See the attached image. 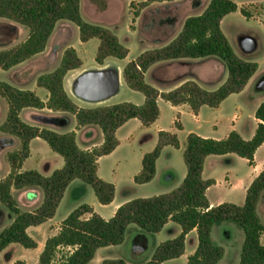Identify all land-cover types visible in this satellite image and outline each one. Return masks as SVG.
Here are the masks:
<instances>
[{"label": "trees", "instance_id": "16d2710c", "mask_svg": "<svg viewBox=\"0 0 264 264\" xmlns=\"http://www.w3.org/2000/svg\"><path fill=\"white\" fill-rule=\"evenodd\" d=\"M174 0H145L143 5ZM81 0H0V19L20 24L28 30L21 43L0 50V69H10L45 50L59 20H70L80 30L82 42L98 38L100 45L96 61L104 64L109 57L124 59L129 49L110 29L87 22L80 10ZM234 0H210L204 12L186 19L178 37L170 44L147 50L128 62L123 69L125 82L145 95L142 105L130 101L114 104L80 106L66 92L63 79L66 73L81 65L73 49L63 58L60 66L48 75L39 77V85L47 88L50 97L43 101L33 90L20 89L0 81V95L8 100V121L22 138L23 156L10 155L11 172L0 179V202L14 216L11 224L0 231V253L12 243L25 248L37 247V242L28 233V228L52 218L67 187L76 179L91 185L102 204H109L115 196V185L97 174L98 160L108 155L119 145L116 131L132 118H139L145 126L151 125L160 115V98L173 105L189 104L193 112L203 105L217 107L225 98L238 93L258 70V63L247 61L237 55L230 40L221 28L225 16L238 10ZM245 16L246 11H241ZM139 12L133 14V22ZM216 56L228 68L227 80L216 90L208 91L196 82L188 81L170 91H160L145 81V73L156 62L178 58H205ZM25 107L49 108L67 111L75 115L78 126L97 125L104 134L101 145L81 148L74 131L59 133L49 128H40L21 121L19 112ZM259 119L255 135L245 140L236 130L226 138L214 139L190 133L187 139L185 160L188 173L176 189L151 197H138L122 203L113 217L103 218L84 204L63 219L59 230L46 242L37 264H89L98 249L123 243L127 229L135 225L141 231L157 233L170 220L182 227L179 236L156 246L151 258L143 264H162L180 257L185 251L186 235L196 229L199 237L197 250L189 256L188 264H218L224 256V248L215 244L211 237L212 227L224 221H233L243 230L245 240L239 264H264V223L257 212V204L264 192V170L247 189L243 206L223 203L211 207L206 196L207 189L215 183L202 177L205 159L209 155L235 153L254 162L256 150L264 142V102L257 111ZM177 126L180 124L177 122ZM39 137L61 155L65 165L51 175L37 170H21V159L29 156V142ZM165 145L179 147L176 134L159 132V142L151 152L144 155L142 171L135 177L137 183H146L156 173V161ZM21 158V159H20ZM39 186L44 191L43 202L34 210H23L12 193L13 187ZM91 213L90 217H84ZM0 264H2L0 259ZM102 264H128L125 259H105Z\"/></svg>", "mask_w": 264, "mask_h": 264}, {"label": "crops", "instance_id": "0c3cea01", "mask_svg": "<svg viewBox=\"0 0 264 264\" xmlns=\"http://www.w3.org/2000/svg\"><path fill=\"white\" fill-rule=\"evenodd\" d=\"M175 1L178 0L169 2ZM166 2L167 1L156 2L151 4L150 6H153L155 4H164ZM83 3V0H81L80 10L83 19L92 24L101 25L110 29L119 37L121 43L129 49V53L126 58L118 59L110 57L107 58L105 60V63L101 65L98 64L95 59L100 43L97 45L94 58L88 60L87 58H85L84 54L87 46L94 42L95 38H92L87 42L80 41L81 46L78 48L74 47L76 48L77 55L83 65L80 70L74 69L67 72L63 85L67 93L75 100V102H77L79 105L85 106L114 104L117 102L125 101L117 100V96L125 86L131 88L124 80L123 69L128 62L139 56L138 55L131 57L130 55L135 35H138V37L135 39V42H137L141 47V54L147 50L162 48L170 44L179 35L188 17L197 16L204 12L165 11L166 16L164 17V19H162V17H155V19H153L151 22L152 25H155L156 28L162 25V33L160 35H157V38H153L152 40L147 41L142 36L140 27V20L143 18L145 12L147 11H141V14L136 18L135 29L132 31L129 30V26L131 23L129 22V26L125 32L126 34H130L131 38L128 37V42H126L123 38V32L117 30L116 26L105 20V14L108 11H102L98 7V5L93 3L91 0H86L85 4ZM199 4L200 3H197V5L195 6L198 7ZM179 15L186 16L182 20H180L178 17ZM227 16H225L221 22V28L224 33L225 31L223 29V23ZM252 17L253 15L249 16L248 18ZM226 36L230 40L231 45L238 56H240L244 60L258 63L257 72L248 81L243 90L238 93L229 95L217 107L203 105L196 113L193 112L189 104L173 105L171 102L160 98L158 100L160 115L159 118L151 125L145 126L139 118H132L127 121L116 131L119 145L113 152L108 155L101 156L98 160V176L115 185V196L113 201L109 204H102L99 202L95 193V196L92 197L88 202H82V200H79L74 208L71 209L70 212L65 216V218L82 204H87L91 207L93 212L101 215L105 219H109L114 216L116 210L122 203L133 199V197H125L122 198V200L115 202L116 194L118 191V182L116 181V177L118 171L122 167V164L124 166L127 163L126 157L124 156L125 150H129L131 160H134L133 162L135 164V168L133 170L125 172V179L127 184L130 187L139 189H146L149 188V186L155 187L154 191L148 192L147 194L145 193L141 196L151 197L168 193L179 187L184 181L188 173V165L185 160V150L187 147V139L190 133H195L201 137L206 138L223 139L226 138L232 130H236L245 140H250L251 138H253L260 121L256 118V111L259 105L264 102V86L263 88H259L258 86V82L264 79V71L261 68V64L256 61L255 58H253L254 55L252 53L258 49L259 44L257 41H255L256 38L253 37V43H250V45L244 44L243 41H241L239 47L236 48L230 37L227 34ZM241 37L246 38L247 35L243 34ZM52 44L53 43L50 39L47 47L45 48V51L38 53L17 65L21 66L22 72L18 74L16 78L11 76L9 78H3L0 76V81L7 82L20 89L33 90L43 101L47 102L50 97V92L47 88L39 85L38 77L42 73L40 72V70H37L36 72L35 69H39L42 66L43 69H49L53 66H55L56 68V66L59 65L61 60L58 61V58L57 61L54 60V58L49 55V52L52 48L55 49V51L58 53V49L60 48V46L54 44L52 46ZM17 66L4 71L6 72L13 70L14 68H18ZM227 78V65L222 59L216 56L205 58H178L162 60L154 63L145 73V81L162 92L173 90L188 81H194L201 88L208 91H213L218 89L227 80ZM145 100V95H143L142 99L135 100L134 102L135 104L142 105L145 103ZM164 108H169L172 112H174V116L172 118V127H166L161 123L164 114ZM42 114L53 116V118L51 121L47 120L46 117V119L44 120H37L36 117H41ZM186 116H190L194 122V126L188 130H186L185 125ZM219 116H227V120L230 122L227 130H223V132L221 133L220 126L217 124V118ZM72 117L75 118V121ZM20 118L23 122L29 125H34L40 128H49L59 133L74 131L76 133L77 144L84 149L99 146L104 141V134L99 126L87 125L79 127L75 115L71 112L54 111L49 108L26 107L22 109ZM177 122L180 124V126H177ZM153 127H155V136L151 138V146H154L155 148L158 144L160 131L170 130L169 132L176 134V136L178 137L179 147H175L173 145H165L162 148L159 157L157 158L156 173L153 179L146 183H137L135 181V177L142 171V160L144 155L148 152H143L141 150L137 151V149H135L137 136L135 134H132L131 131L133 130V128H138L142 133L143 130L152 129ZM40 140L43 139L36 137L30 140L29 156L24 160L21 166L22 170L33 169L41 172L38 166H27V163L35 155V144H37L38 146H43V143ZM36 155H39V152H37ZM39 162L40 159L38 158L37 163ZM64 165L65 161L63 166ZM107 166H111L110 175L105 174ZM55 170L56 169H54L48 175H51ZM263 170L264 142L256 150L253 164H250L247 158L241 157L235 153L224 155L213 154L207 156L203 167L202 177L205 180L213 179L215 181V183L211 185L206 191V196L210 206H218L223 203H233L238 206H242L246 200L247 189L252 184L253 180ZM77 181L85 183L80 179H76L67 187L66 191ZM159 184H161V186H158ZM83 189L85 191L87 190L85 187H83ZM263 197L264 193L262 195V198ZM87 214V217L91 216V213ZM54 216L40 225L31 226L28 228V233L37 242V247H24V249H21L20 247H18V243H12L0 253L2 264H6L4 255L12 248H16L17 251H21V254L11 257L8 264H15L16 260L21 261V263L19 264H37L40 258V254L44 249L46 240L50 236L57 233L59 230V228L49 230L48 226H50V222H52ZM260 218L264 223V217L262 218L260 216ZM13 220L14 216L10 215L9 224H11ZM62 221H60V223ZM134 226L135 225H132L127 229L125 240L123 241V243L98 249L93 260L96 259V257L102 250L121 248L128 242L129 239H131L130 241L132 242L130 253H128L127 255L117 254L115 258L109 259L122 258L125 259L128 264H134V259L137 258L139 253H149V257L147 259L149 260L156 246H158L162 242H165L166 240L173 239L179 236L182 232V227L172 220L167 222L165 226L157 233L141 231L137 228V226ZM131 228H135V234L132 235V237H130L131 232H133ZM211 237L215 244L222 246L225 250L224 256L218 262V264H237V261H235L234 263H232L231 261V246L233 245V243H238L239 248L237 252L241 251L240 245L242 247L245 240V235L242 228L233 221H224L221 223H217L212 227ZM261 242L264 243V234L261 237ZM198 246V232L196 229H193L186 235L184 253L178 258L166 260L162 264H188L189 256L197 250Z\"/></svg>", "mask_w": 264, "mask_h": 264}, {"label": "rangeland", "instance_id": "374dc122", "mask_svg": "<svg viewBox=\"0 0 264 264\" xmlns=\"http://www.w3.org/2000/svg\"><path fill=\"white\" fill-rule=\"evenodd\" d=\"M85 1L86 0H83L84 2L83 4H85ZM91 1L96 5H98V7L102 11L105 10L108 11L105 14V20L116 26L117 30L123 32L124 34L123 38L126 42H128L127 39L128 37L131 38V35L126 34L125 32L129 26V22H131L129 26V30L132 31L135 29L136 21L133 22V14L135 11L139 12V15L141 14V11H147L145 12L143 18L140 20V27H141L142 36L147 41H149L152 40L153 38H157V35H160L162 33L161 32L163 27L162 25L156 28L155 25L153 26L151 23L152 20L155 19V17L156 18L162 17V19H164V17L166 16L165 11H204L207 8L208 4L210 3V0H178L175 2L167 1L164 4H155L153 6H150L151 4H153L151 3L145 6L143 5L144 2L143 0H91ZM234 1L237 2L239 6L238 10L232 14H229L225 18L223 23V29L225 33L230 37L231 41L233 42L236 48L239 47L241 41H243L244 44L250 45V43H253L254 38H256L255 41L258 42L259 47L256 51L252 52L254 55L253 58H255V60L261 64V68L264 71V0H234ZM197 3H200L198 7L195 6L197 5ZM149 11H153V12H149ZM241 11H246V14L248 13L249 16L253 15V17L248 18ZM185 16L186 15H182V16L179 15L178 17L180 20H182ZM241 34L247 35V37L242 38ZM27 36H28V30L25 27L9 20L0 19V50L7 49L11 46L21 43L23 40L27 38ZM137 37L138 35H135V38L133 40L134 43L131 47V53H130L131 57L138 56L141 54V47L138 45L137 42H135V39ZM50 39L54 45H59L60 48L58 47L59 48L58 53L55 51V49L51 48L49 55L53 57L54 60L57 61L58 58V61L59 60L61 61L59 65L56 66V68L55 66H53L49 69H43L42 66L39 69L38 68L35 69L36 72L37 70L38 71L40 70V72L42 73L40 74V76L48 75L53 71H55V69H57L60 66L63 58L67 55L69 51L73 49L76 51V48L74 47L78 48L81 46L79 27L70 20H65V19L59 20L49 40ZM99 43L100 41L97 38H95L94 42H92L87 46L86 51L84 52L85 58H87L88 60L94 58L96 54L97 45ZM82 65L83 63L81 62V65L78 68H73L71 70L74 69L80 70ZM17 67L18 68H14L13 70L6 72L4 71V69H0V76L3 78H9L10 76L16 78L17 75L22 72L21 66H17ZM39 77H38V81H39ZM258 86L259 88H263L264 79L258 82ZM143 95L144 94L142 92L133 90L128 86H125L118 94L117 100H125L135 103L134 101L138 99H142ZM101 105H105V104H101ZM80 106H85V105H80ZM21 111L19 112V117ZM8 116H9L8 100L0 95V179H4L11 172L12 167H11L10 155L14 152L20 155V157L23 156L22 138L16 134L15 127L12 125V123L8 121ZM173 116H174V112H172L169 108H164V114L161 123L166 127H172ZM45 117L47 118V120L50 121L53 118V116L42 114L41 117L37 116L36 119L44 120L46 119ZM72 118L75 121V118L74 117ZM217 122H218L217 124L220 126V133L223 132V130L224 131L227 130V128L230 125V122L227 120V116H223V117L219 116L217 118ZM185 125H186V130L194 126L193 119L190 116L185 117ZM131 132L132 134H135L137 136L136 145H135V149H137V151L141 150L143 152H150L154 149V146H151V138L155 136V127H153L152 129L143 130L142 133L138 128H133ZM40 141L43 143V146H38L37 144H35V155L27 163V166H38L41 170V173L48 175L54 169L62 167L64 164V160L59 154L53 152V150L50 148L47 142H45L44 140H40ZM37 152H39V155H36ZM124 154L127 163L124 166L121 163L122 167L118 171L116 177V181L118 182V191L116 194L115 202L120 201L122 200V198L125 197H133V198L141 197L143 194L145 193L147 194L148 192H152L155 190L154 189L155 187L153 186H149V188L146 189H139V188L130 187L127 184L125 179V172L133 170L135 168V164L133 162L134 160H131L130 157L131 155L129 150H125ZM38 158L40 159L39 163H37ZM24 160L23 159L20 160L21 165L23 164ZM110 171H111V166H107L105 174L110 175ZM158 186H161V184H159ZM83 187H85L87 190L85 191ZM12 193L14 197L18 200L22 209L25 211L34 210L44 200V191L39 186H25L21 189H17L13 187ZM94 196H95V191L91 185L77 181L74 185L68 188L66 194H64V198L62 199V202L60 203L52 222H50V226H48L49 230L54 228L58 229L61 225L60 221H62L63 218H65V216L70 212L71 209L74 208V206L77 204L79 200H82V202H88ZM257 212L258 215L260 214L262 218L264 217V197L262 198V196L257 204ZM10 215L13 216L9 211L8 207L3 202H0V230H3L5 227L9 225ZM87 216L88 214H86V216L84 217ZM131 230H133V232H131L130 237H132V235L135 234V228H131ZM130 240L131 239H129L128 242L124 244L121 248H111L109 250H102L96 257V259L91 261L89 264H102L105 259L115 258L117 254L127 255L128 253H130V249L132 247V242ZM18 247L24 249V247L20 244L18 245ZM238 248H239L238 243H233V245L231 246L230 258L232 263L237 261L238 264L239 262L241 251L237 252ZM240 248L242 250L241 245ZM19 254H21V251H17L16 248H12L11 250H9V252H7L4 255L5 263L8 264L11 257ZM148 257H149V253H139L137 258L134 259L135 262L134 264H143L144 262L147 261ZM19 263H21V261L16 260L15 264H19Z\"/></svg>", "mask_w": 264, "mask_h": 264}]
</instances>
